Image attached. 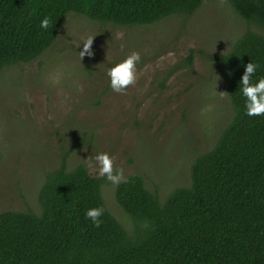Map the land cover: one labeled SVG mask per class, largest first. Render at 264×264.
I'll return each mask as SVG.
<instances>
[{
	"label": "rangeland",
	"instance_id": "374dc122",
	"mask_svg": "<svg viewBox=\"0 0 264 264\" xmlns=\"http://www.w3.org/2000/svg\"><path fill=\"white\" fill-rule=\"evenodd\" d=\"M247 29L264 34L228 0H203L190 14L147 25L68 13L41 55L0 72V211L39 212L43 179L66 151L69 167L82 163L97 176L92 157L107 151L114 169L141 174L161 200L188 184L192 161L216 143L233 116L227 80L210 55L230 51ZM88 37L92 55L81 58ZM132 50L141 56L137 78L114 92L106 70ZM116 185L105 179L103 196L131 228Z\"/></svg>",
	"mask_w": 264,
	"mask_h": 264
},
{
	"label": "trees",
	"instance_id": "16d2710c",
	"mask_svg": "<svg viewBox=\"0 0 264 264\" xmlns=\"http://www.w3.org/2000/svg\"><path fill=\"white\" fill-rule=\"evenodd\" d=\"M248 23L264 27V0H228ZM203 0H0V72L41 55L70 12L99 22L147 25L190 14ZM51 18L48 29L39 21ZM228 84L233 116L216 143L191 163L190 181L161 200L139 173L116 185L132 220L108 208L105 178L86 165L69 167L66 151L47 171L40 211H0V264H264V114L244 113L239 80L248 62L264 76V34L245 30L230 51L210 55ZM189 56V63L192 62ZM104 211L99 226L84 216Z\"/></svg>",
	"mask_w": 264,
	"mask_h": 264
},
{
	"label": "clouds",
	"instance_id": "9594fccd",
	"mask_svg": "<svg viewBox=\"0 0 264 264\" xmlns=\"http://www.w3.org/2000/svg\"><path fill=\"white\" fill-rule=\"evenodd\" d=\"M50 24L51 18L48 15H44L39 21L41 29H48ZM81 43L82 48L78 51L80 57L82 58L85 54L92 55L90 48L92 37L84 38ZM140 60V52L132 50L107 68L106 75L108 76V84L112 91L123 93L126 86L135 82L137 78V64ZM257 68V63L248 62L244 65V71L239 80V92L244 98L243 110L249 117L264 114V76H259L254 81L252 80L253 73L256 72ZM92 159L98 166V175L104 176L105 179L111 181L113 184L127 180V177L123 175L122 169H114V156L110 155L107 151H97ZM103 211L104 209L101 206L89 207L84 210V216L90 219L94 226H99Z\"/></svg>",
	"mask_w": 264,
	"mask_h": 264
}]
</instances>
